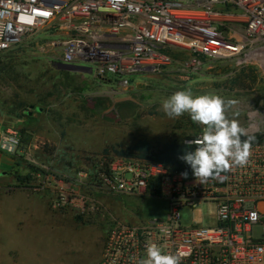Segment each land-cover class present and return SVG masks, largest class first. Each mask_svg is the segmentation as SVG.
I'll return each mask as SVG.
<instances>
[{"label": "built area", "instance_id": "built-area-1", "mask_svg": "<svg viewBox=\"0 0 264 264\" xmlns=\"http://www.w3.org/2000/svg\"><path fill=\"white\" fill-rule=\"evenodd\" d=\"M45 28L65 37L47 44L53 64L120 85L167 64L171 47L188 51L189 71L199 70L201 58L228 61L234 71L264 59V0H0V52ZM243 127L251 137L248 163L203 184L159 162L115 158L99 169L102 192L167 205L164 218L136 223L96 207V217L109 221L99 264H138L149 243L182 254L180 264H264V110L249 111ZM202 130L199 124L183 144L194 151ZM18 147L16 131L0 132V153L14 155ZM152 185L157 196L149 192ZM198 205L210 210L205 222L183 223L181 211Z\"/></svg>", "mask_w": 264, "mask_h": 264}, {"label": "rangeland", "instance_id": "rangeland-1", "mask_svg": "<svg viewBox=\"0 0 264 264\" xmlns=\"http://www.w3.org/2000/svg\"><path fill=\"white\" fill-rule=\"evenodd\" d=\"M40 34L7 51L0 65V100L10 105L17 95L42 104L41 114L7 128L19 137L12 171L20 180L0 178V264H99L109 221L96 217V207L134 223L167 212L159 199L97 189L101 150L140 139L163 144L192 137L199 124L187 113L171 119L162 110L166 98L188 88L235 101L227 115L243 126L249 111L264 110V59L234 71L228 61L201 58L199 70L189 71L188 51L171 47L167 64L120 85L112 77L98 81L57 67L47 46L52 29ZM1 106L0 117L6 113ZM209 213L198 205L179 217L203 224Z\"/></svg>", "mask_w": 264, "mask_h": 264}, {"label": "clouds", "instance_id": "clouds-1", "mask_svg": "<svg viewBox=\"0 0 264 264\" xmlns=\"http://www.w3.org/2000/svg\"><path fill=\"white\" fill-rule=\"evenodd\" d=\"M234 103L213 93L194 95L191 88L176 91L162 102V110L169 118L176 119L187 113L194 123L203 126L200 138L193 141L195 150L180 157L190 165L201 184L249 161L251 137L237 119L227 115ZM182 176L186 178L187 173ZM181 257L182 254H166L156 243H149L146 258L138 264H180Z\"/></svg>", "mask_w": 264, "mask_h": 264}, {"label": "trees", "instance_id": "trees-1", "mask_svg": "<svg viewBox=\"0 0 264 264\" xmlns=\"http://www.w3.org/2000/svg\"><path fill=\"white\" fill-rule=\"evenodd\" d=\"M167 54L170 53L169 49L165 51ZM6 52H0V65L3 66V62L8 55ZM4 57H6L4 59ZM1 68V67H0ZM64 71V70H62ZM15 97V95H14ZM0 100V104H2L3 110H5V115L12 116L17 120H22L23 118H30V114L33 112L35 106H39L41 108V102L35 101V103H27L24 100H19L16 95V99L11 102V104H6ZM193 147L189 145L183 144L182 140H172L163 144H151L147 140L140 139L135 141L130 145L120 146V145H111L103 148L99 153L101 158V166L105 168L111 160L118 159H126L131 161H141V162H159L166 167H169L171 171H175L178 173H187V177H190L193 172L190 167L184 160L180 159L185 152L192 151ZM52 151V149H49ZM17 180L19 176L15 175ZM184 177V176H183ZM185 178V177H184ZM149 192L152 196L158 195V187L156 185H152L149 187Z\"/></svg>", "mask_w": 264, "mask_h": 264}, {"label": "crops", "instance_id": "crops-1", "mask_svg": "<svg viewBox=\"0 0 264 264\" xmlns=\"http://www.w3.org/2000/svg\"><path fill=\"white\" fill-rule=\"evenodd\" d=\"M41 32V31H40ZM39 33H37L35 36H33L31 39H29L26 43L32 41V40H37L39 38V36L41 35ZM53 39H64V35L62 34H52L51 35ZM52 39V40H53ZM25 43V44H26ZM24 45V44H23ZM35 109L39 110V113L36 112ZM32 113L30 114V116H34V114H41V108L39 106H35L34 109H32ZM25 120V118H23L22 120H17L16 118L12 117V116H7V115H3L0 117V132L6 130L9 126L15 125V124H20ZM16 156H20L19 153H16ZM15 155H6L3 153H0V173H4L5 176H0V178H10V177H15V175H13V173L15 171H12V168H14L15 166Z\"/></svg>", "mask_w": 264, "mask_h": 264}, {"label": "water", "instance_id": "water-1", "mask_svg": "<svg viewBox=\"0 0 264 264\" xmlns=\"http://www.w3.org/2000/svg\"><path fill=\"white\" fill-rule=\"evenodd\" d=\"M63 69L71 70V69H73V67H71V66H65V67H63Z\"/></svg>", "mask_w": 264, "mask_h": 264}]
</instances>
